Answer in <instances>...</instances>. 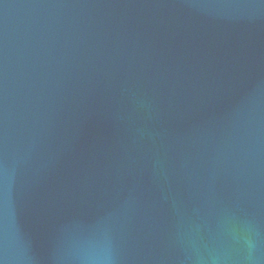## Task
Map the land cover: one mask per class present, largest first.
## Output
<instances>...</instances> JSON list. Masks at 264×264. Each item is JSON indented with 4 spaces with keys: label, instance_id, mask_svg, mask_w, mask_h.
<instances>
[{
    "label": "water",
    "instance_id": "obj_1",
    "mask_svg": "<svg viewBox=\"0 0 264 264\" xmlns=\"http://www.w3.org/2000/svg\"><path fill=\"white\" fill-rule=\"evenodd\" d=\"M0 264H264V0H0Z\"/></svg>",
    "mask_w": 264,
    "mask_h": 264
}]
</instances>
